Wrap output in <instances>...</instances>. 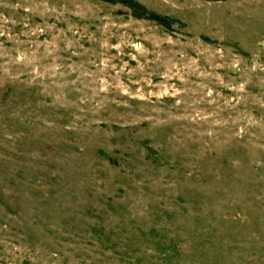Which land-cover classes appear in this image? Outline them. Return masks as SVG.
<instances>
[{"label":"rangeland","instance_id":"1","mask_svg":"<svg viewBox=\"0 0 264 264\" xmlns=\"http://www.w3.org/2000/svg\"><path fill=\"white\" fill-rule=\"evenodd\" d=\"M0 0V264H264V0Z\"/></svg>","mask_w":264,"mask_h":264},{"label":"trees","instance_id":"2","mask_svg":"<svg viewBox=\"0 0 264 264\" xmlns=\"http://www.w3.org/2000/svg\"><path fill=\"white\" fill-rule=\"evenodd\" d=\"M102 1L111 4H121L130 11L133 17L137 19H146L153 21L167 30H172V26L176 22L180 23L181 25H184L179 20L149 10L137 0H102Z\"/></svg>","mask_w":264,"mask_h":264}]
</instances>
